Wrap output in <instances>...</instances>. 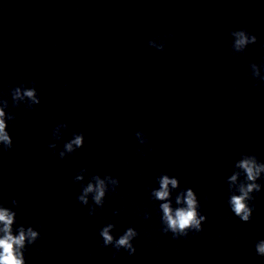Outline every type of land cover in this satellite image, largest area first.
Here are the masks:
<instances>
[{"label":"clouds","instance_id":"9594fccd","mask_svg":"<svg viewBox=\"0 0 264 264\" xmlns=\"http://www.w3.org/2000/svg\"><path fill=\"white\" fill-rule=\"evenodd\" d=\"M173 34L169 33L163 38L149 39L147 44L149 47L155 49L158 52H162L166 49V42L172 37ZM231 52L233 55L243 54L247 51L250 45L257 43V36L248 32L246 29H234L230 32ZM159 41V42H158ZM251 75L254 81H256V87L264 86V72L261 71L264 68V63L257 64L251 62L249 64ZM37 82L31 81V87L26 84H20L14 86L11 89V97L14 106H19L21 102H25L29 109L40 104V96L37 91ZM9 107L8 100H2V106H0V145L3 146L5 151L13 148V140L7 131V121L14 120L16 117L12 113H8L6 116L5 110ZM67 128V123H61L57 126ZM136 138L140 144L143 145L147 142L148 138L145 133L137 131L135 133ZM53 139H59V136H52ZM85 136L83 132L74 134V138L64 144L63 151L59 152V158L64 159L66 154H73L76 149H80L84 146ZM48 147L52 150L56 148V144H49ZM138 151H142L138 149ZM151 151V149H149ZM55 155V151H53ZM241 159L236 164V169L231 176L228 177V205L231 211L243 222H249L252 219L254 212V193H259L262 190V186L257 181L264 178L261 173H264V162H261L255 153L242 154ZM87 169H81L79 173L86 172ZM77 173L74 177V181H80L83 179L81 174ZM242 176L243 180L238 187H235L238 177ZM91 181L87 186L83 187L82 194L77 199L82 205H88V195L93 194L92 199L95 205H104V198L108 191L106 181H109L113 187L112 192H115L119 187L120 181L118 178H113L112 175H105L102 179L100 175H93ZM159 190H153L152 195L155 199L160 201H167L160 205L163 216L161 222L164 225L162 232L165 234L171 233L173 239H179L181 237H187L189 232L199 233L203 231L202 225L206 221L207 217L200 213V203L196 192L189 187L184 193L176 197V203L183 206L172 208L169 201V185L173 188L178 186V181L175 178L170 179L168 175H163L159 179ZM238 192V194H236ZM14 206H18V201L13 199ZM96 210L90 208L89 215H94ZM117 215L119 213H116ZM17 213L11 211L7 207L0 206V264H26L25 251L28 246L36 243L40 239L41 233L32 226L25 227L23 225L17 228L16 235H13L12 226L16 220ZM145 218L148 219L149 215L145 214ZM115 225L108 223L106 226L99 230V235L102 238V244L104 247L112 246L115 249L113 253L114 257L119 254L123 249L128 254L134 255L136 248L133 245V240L139 235L134 227H129L118 238L114 237L112 230ZM255 253L258 257L264 258V239H260L254 245Z\"/></svg>","mask_w":264,"mask_h":264}]
</instances>
